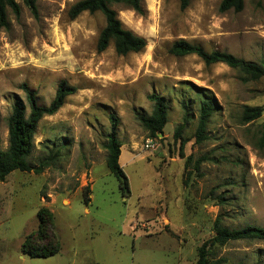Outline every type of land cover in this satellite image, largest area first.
<instances>
[{"label":"rangeland","instance_id":"obj_1","mask_svg":"<svg viewBox=\"0 0 264 264\" xmlns=\"http://www.w3.org/2000/svg\"><path fill=\"white\" fill-rule=\"evenodd\" d=\"M17 1L21 14L9 10L10 25L0 29L3 149L14 101H26L23 84L43 105L63 81L76 92L37 126L29 161L38 165L55 155L52 165L41 173L15 170L0 182V264H195L198 248L216 234L217 217L230 229L264 228V112L242 121L244 106L264 107V76L251 80L225 63L207 65L195 54L170 52L183 38L264 63V0H244L241 11H222V0H192L186 8L179 0H143L142 14L114 3L123 26L147 41L142 51L126 55L113 42L98 50L101 12L70 18L79 0H39L38 18ZM152 93L168 103V122L157 137L139 119L152 113ZM204 95L218 107L209 139L197 143ZM111 115L118 118L130 193L107 165ZM180 124L186 125L176 140ZM203 156L210 158L196 168ZM85 197H91L88 204ZM42 206L54 213L61 250L31 257L21 246L38 229ZM211 256L224 264H264V240L214 245Z\"/></svg>","mask_w":264,"mask_h":264},{"label":"trees","instance_id":"obj_2","mask_svg":"<svg viewBox=\"0 0 264 264\" xmlns=\"http://www.w3.org/2000/svg\"><path fill=\"white\" fill-rule=\"evenodd\" d=\"M23 1L32 15L38 18L39 0ZM179 1L181 7L186 8L192 0ZM114 3H124L140 14L144 12L143 0H79L70 6L68 14L72 19L77 18L84 12L91 14L101 12L104 15L105 26L99 35V51L105 50L111 42L114 43L116 52L121 55L142 51L147 45L146 39L123 26L116 10L112 8ZM243 8L244 0H222L220 6L222 11L230 9L241 11ZM9 10L19 16L21 14L20 3L17 0H0V29L7 28L10 25ZM170 52L175 56L195 54L207 65L225 63L233 68H239L251 80H258L264 76V63L249 62L222 50L208 51L202 45L192 43L183 38L173 43ZM22 88L26 92V101L20 97H17L14 101L7 122L9 141L7 149L2 147L0 132V182L4 181L15 170L41 173L45 168L52 165L56 160L55 155L46 156L38 165H32L29 161L35 146L34 138L37 126L45 116L57 113L64 105L66 98L76 92L75 86L68 85L63 81L60 83L52 101L47 105H43L39 103L36 91L32 90L27 84H23ZM148 97L154 102V109L150 115L140 114L139 119L149 136L157 137L159 133L163 132L168 122V103L166 97L158 93H152ZM217 107L218 103L215 99L207 95L203 96L195 131L197 143H202L209 139L208 126ZM185 108L186 110L188 109L187 104ZM263 112L264 107L262 106L246 105L243 109L242 121L249 123L261 117ZM110 118L112 129L105 145L108 152L107 165L111 173L118 178L122 191L130 193L129 178L120 164L122 142L117 132L118 118L115 115H111ZM185 125L180 124L176 127L174 133L176 140L181 138ZM209 158V156H203L197 159L195 167L198 168L203 161ZM191 160L192 157L188 156L186 166ZM86 192H91L90 187L86 188ZM84 201L88 204L91 201V197H85ZM38 219L39 227L36 231L26 236L21 246L22 253L31 257L41 258L59 253L61 242L55 231L54 213L48 207L42 206L38 210ZM214 224L216 234L198 248V258L195 264H224L212 258L211 248L214 245L223 246L229 241L240 239L264 240V228L259 226L247 225L243 228L230 229L222 225L221 217H217Z\"/></svg>","mask_w":264,"mask_h":264},{"label":"built area","instance_id":"obj_3","mask_svg":"<svg viewBox=\"0 0 264 264\" xmlns=\"http://www.w3.org/2000/svg\"><path fill=\"white\" fill-rule=\"evenodd\" d=\"M154 145H155V142L153 141V139L150 138V139L147 140V146H152L153 147Z\"/></svg>","mask_w":264,"mask_h":264}]
</instances>
